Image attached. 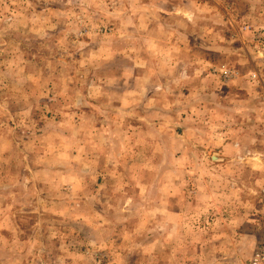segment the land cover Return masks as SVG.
Masks as SVG:
<instances>
[{
  "label": "rangeland",
  "instance_id": "obj_1",
  "mask_svg": "<svg viewBox=\"0 0 264 264\" xmlns=\"http://www.w3.org/2000/svg\"><path fill=\"white\" fill-rule=\"evenodd\" d=\"M264 0H0V264H264Z\"/></svg>",
  "mask_w": 264,
  "mask_h": 264
},
{
  "label": "built area",
  "instance_id": "obj_2",
  "mask_svg": "<svg viewBox=\"0 0 264 264\" xmlns=\"http://www.w3.org/2000/svg\"><path fill=\"white\" fill-rule=\"evenodd\" d=\"M262 245L263 246L258 247L253 253L252 260L254 263L260 260H264V243Z\"/></svg>",
  "mask_w": 264,
  "mask_h": 264
}]
</instances>
